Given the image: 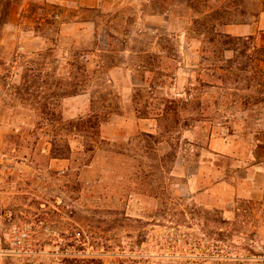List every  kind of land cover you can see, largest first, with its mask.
<instances>
[{"label":"rangeland","instance_id":"obj_1","mask_svg":"<svg viewBox=\"0 0 264 264\" xmlns=\"http://www.w3.org/2000/svg\"><path fill=\"white\" fill-rule=\"evenodd\" d=\"M244 1L247 22L218 28L243 38L231 46L210 42L184 0L11 6L0 43L11 21L39 38L0 47V264H264V198L225 210L196 202L187 183L213 135L234 153L264 147V0ZM73 21L85 32L63 30ZM96 46L103 65L87 68ZM123 50L149 79L132 94L108 82ZM26 86L65 123L41 119ZM72 88L90 93L73 117L62 97ZM114 116L118 130L103 132ZM53 138L67 158L53 157Z\"/></svg>","mask_w":264,"mask_h":264},{"label":"crops","instance_id":"obj_2","mask_svg":"<svg viewBox=\"0 0 264 264\" xmlns=\"http://www.w3.org/2000/svg\"><path fill=\"white\" fill-rule=\"evenodd\" d=\"M49 1L60 4L83 3L98 6L102 0H38ZM85 22H65L63 30L74 25L77 26V33L85 32L81 28ZM20 31V32H19ZM28 31V32H27ZM22 32V33H21ZM16 35L21 37L30 36L38 40L39 36L34 30H23L21 26L11 21L6 24L3 31V39L0 43L1 48L12 50L17 46L14 38ZM14 50V49H13ZM105 50L96 46L85 52L84 56L87 68H100L103 65L101 54ZM128 50H123L127 62L114 64L109 68L108 82L112 85L125 89L127 93L132 94L138 86H144L149 83L145 67L134 64L132 56H128ZM137 53V52H134ZM130 54V53H129ZM89 92L65 97L64 112L72 117L81 113V109L76 106L79 102H84L88 98ZM90 99L88 98V101ZM69 106L71 109H69ZM77 109V112L73 110ZM121 120L119 116H114L107 124L103 125V132L108 129H116L114 121ZM137 125V124H135ZM256 150L249 153L236 152V145L230 142L228 138L213 137L207 143V150L200 156L196 172L188 179V187L192 192V197L199 204L215 206L229 210L239 200H259L264 198V147L256 145ZM231 154L234 165L223 162V159H229Z\"/></svg>","mask_w":264,"mask_h":264},{"label":"trees","instance_id":"obj_3","mask_svg":"<svg viewBox=\"0 0 264 264\" xmlns=\"http://www.w3.org/2000/svg\"><path fill=\"white\" fill-rule=\"evenodd\" d=\"M186 4L200 12L202 15L195 20L199 30H204L209 34L210 42H217L225 46H231L233 41L236 39H243L241 37L232 36L230 33H225L218 30L219 27L226 26L229 24L236 23H246L249 16L252 13L249 11L248 3L244 0H240V7L238 9L235 0H184ZM20 2V0H0V24L3 25L7 19L10 8L13 4ZM232 11L239 13L238 15L233 14ZM254 15V14H253ZM240 16V17H238ZM245 44V43H244ZM264 48L256 49V59L264 60ZM86 68V67H85ZM32 71V68H29ZM31 74V73H29ZM35 75V73H34ZM23 99L34 102L35 109L39 113L41 119L47 121L65 123L64 117L61 112H59L54 103L49 102L51 98L49 95H36L33 90H30L29 86L23 90ZM80 94L76 88H72L62 94V97H68ZM33 97V99H31ZM34 100V101H33ZM68 124L73 125V121H69ZM90 126L93 127L92 121H90ZM77 129H81L83 125H74ZM70 133V132H69ZM53 144V157L54 158H67L71 152V148L68 143L61 149L58 148L56 138L52 139ZM70 264H103L96 258L91 259H80L73 260Z\"/></svg>","mask_w":264,"mask_h":264}]
</instances>
